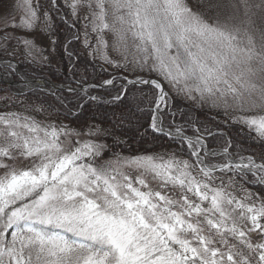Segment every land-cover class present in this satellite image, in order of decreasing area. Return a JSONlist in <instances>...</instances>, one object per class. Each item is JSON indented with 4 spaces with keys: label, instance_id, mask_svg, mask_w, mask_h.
Masks as SVG:
<instances>
[{
    "label": "snow or ice",
    "instance_id": "6c2138e0",
    "mask_svg": "<svg viewBox=\"0 0 264 264\" xmlns=\"http://www.w3.org/2000/svg\"><path fill=\"white\" fill-rule=\"evenodd\" d=\"M66 6L72 27L82 22L88 54L132 75L122 77L126 84L113 101L129 95L127 85L138 89L131 99L146 103L150 129L176 150L103 159L107 130L39 120L26 113L46 108L14 101L21 111H0V264H264V160L227 137L209 148L206 135L224 134L172 108V96L207 106L264 142V0ZM53 10L59 13V0L47 9L39 0L0 4V51L42 55L24 33L50 31ZM7 68L14 70L11 61ZM95 87H82L81 99L97 100L88 95ZM253 232L262 242H252Z\"/></svg>",
    "mask_w": 264,
    "mask_h": 264
},
{
    "label": "trees",
    "instance_id": "16d2710c",
    "mask_svg": "<svg viewBox=\"0 0 264 264\" xmlns=\"http://www.w3.org/2000/svg\"><path fill=\"white\" fill-rule=\"evenodd\" d=\"M46 1L49 4V0ZM61 13L66 16V20L61 18ZM52 18L51 36L54 39V48L61 62V68L56 69L47 64L36 65L28 60L20 59L19 66L23 75L28 78L50 79L57 83L71 84L74 87L101 85L105 80L113 79L114 86L102 89L92 88L91 93H97L100 99L84 101L81 99L83 94L80 92H53L55 93L53 95L52 92L33 90L24 94H14L9 86L0 82V111H21L23 105L13 104L14 101L19 100L27 102L29 106H43L47 109V112L43 114L33 112L26 114L43 116L49 121H56L80 131H85L90 126H98L102 130H107L108 134L103 137V141L109 146L110 151L107 155L111 158L112 153L132 157L176 149V145L169 139L150 129L151 112L146 103L141 100L133 102L131 99L132 94L140 95L138 89L130 86L128 96L120 101H113V97L120 92L122 83L125 81L122 77L128 76V73L121 70L111 72L105 64L88 54L89 50L84 48L81 40H74L79 31V25L76 23L75 28L72 27L74 22H71L72 19L64 6H60L59 13L53 10ZM6 97L11 98L7 103L4 99ZM61 101L64 103L62 104ZM78 103H83V107H78ZM172 108L191 112L199 119L202 126L211 129L213 133L224 134L223 137L206 135L209 148H219L224 144V137H227L231 139L233 145L239 146L243 154L253 155L258 162L264 160V142L254 131L235 124L231 120L225 123L226 118L223 115L196 108L178 96H172ZM176 122L182 123L183 118L177 116ZM188 134L192 133L189 131ZM235 150L237 149H230V151ZM253 189L256 192L261 191L256 187Z\"/></svg>",
    "mask_w": 264,
    "mask_h": 264
},
{
    "label": "rangeland",
    "instance_id": "374dc122",
    "mask_svg": "<svg viewBox=\"0 0 264 264\" xmlns=\"http://www.w3.org/2000/svg\"><path fill=\"white\" fill-rule=\"evenodd\" d=\"M11 2H12V0H0V4L11 3ZM68 2H70V0H59L60 6L62 5V6H64L67 9V11H68V13L70 15V18L72 19L71 22L72 21L75 22L74 21V17L71 15V10L66 6V3H68ZM189 2L193 3V4H199L201 2V0H189ZM203 2L204 3H210V2H214V0H203ZM39 3L41 5H43L44 8H46V9L49 7V4L47 3L46 0H39ZM61 18L66 20V16L64 14H62V13H61ZM81 23H78V25H79L78 26L79 27V31L78 32H79V34L81 36L80 40L82 41V39H83V30L81 28ZM259 23H262V22L258 20V24ZM4 24H5V18L3 16L2 12H0V29L4 28ZM7 30L9 32L15 31L11 27H9ZM51 32H52L51 30L49 31V30H45L43 28H39L35 32H32V33H24L25 35H28L30 39H33L35 41L36 45L40 49L44 50L42 55H40L39 53L35 54V56H36L35 60H33L32 57H25V56L21 55L19 52L15 56H8V55H5L2 51H0V73L4 76V78L8 82L21 84L23 79L24 80H36L35 78H28V77L23 75V73H22V71L20 69V66H19L20 65L19 64L20 63L19 62L20 59L21 60H23V59L24 60H28V61L32 62L33 64H36V65L47 64V65H52L56 69H60L61 68V62H60V60H59V58H58V56H57V54L55 52V48H54V44L55 43H54L53 37L51 36ZM74 40L75 41H79L77 39H74ZM12 43H14V42H12ZM109 55L113 59H117L115 54L112 53L111 51H109ZM95 59H97L98 61H101L103 64H105L110 69L111 72H115V71H120L121 70V71H123L125 73H128V77L130 79L132 78V75L129 72H126L122 68H116V67L104 62L98 55L95 56ZM9 61H11V63L13 64L14 70H9L7 68V62H9ZM43 80L52 81L50 79H43ZM52 82H54L56 84H62V83H57L55 81H52ZM124 83H125V81H124ZM102 84H104V83H102ZM5 85H7V84H5ZM63 85H68L71 88H76V87L72 86L71 84H63ZM122 85H123V83H122ZM7 86H9L11 88V90H12V92L14 94H24V93H26L28 91H33V90H39V91H42L44 93H51V92L52 93L53 92H58L59 93V92H63V91L53 90V89H51L50 87H47V86L46 87L40 86L42 89H32V87L24 86V85H20V86H17V87L10 86V85H7ZM113 86H114V83L110 87H106V88H112ZM91 92H92V88H89L88 89V95L96 96V97H98V99H100V97H99V95L97 93H91ZM65 93H73V92H65ZM200 109L208 110V111L213 112V113H218L216 110L210 109L207 106H205L203 108H200ZM219 114L222 115V113H219ZM253 114H255V113H253ZM36 118L39 119V120H47L43 116L36 117ZM47 121H49V120H47ZM50 122L55 123L57 125L62 124V123H58L56 121H50ZM235 124H238V123H235ZM243 127H245V126H243ZM245 128H247V127H245ZM103 137H102V140H103ZM88 138L89 137H83V136L81 137V139H88ZM92 139H96V137H92ZM174 150H176V149L172 148L170 151H174ZM124 157H129V156H124ZM110 158L111 157H108L107 152H106L104 157H103V159H110ZM24 163H27V161H25ZM18 166H23V165L21 164V165H18ZM125 170L129 171V169H125ZM2 172H3V169H0V174H2ZM132 174L136 175L137 173L133 170ZM151 183H152V187L153 188L157 187L155 182H151ZM252 191H255V190L252 188ZM249 238L252 240L253 243L262 242V237H261V235L258 232L250 233L249 234Z\"/></svg>",
    "mask_w": 264,
    "mask_h": 264
},
{
    "label": "water",
    "instance_id": "95a60500",
    "mask_svg": "<svg viewBox=\"0 0 264 264\" xmlns=\"http://www.w3.org/2000/svg\"><path fill=\"white\" fill-rule=\"evenodd\" d=\"M0 82L3 83V84L14 86V87H17V86H20V85H24V86H30V87H32V89H42L40 86H44V87L47 86V87H50L51 89L56 90V91L71 92V91H68V89L71 88L68 85L56 84V83H54L52 81H47V80H43V79H38V80L37 79L36 80H24L23 79L21 84L11 83V82H8L1 73H0ZM125 84H126V81H125V83H123V86ZM84 86H87V85H83L81 87H77V88H73V89H76L75 92H80V93L83 94L81 89ZM110 86L111 85L101 84V85H98V87H95V89H102V88H106V87H110ZM130 86L131 85H127V87H130ZM139 87H143V85H140ZM165 138H167V137H165Z\"/></svg>",
    "mask_w": 264,
    "mask_h": 264
}]
</instances>
